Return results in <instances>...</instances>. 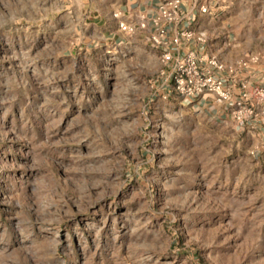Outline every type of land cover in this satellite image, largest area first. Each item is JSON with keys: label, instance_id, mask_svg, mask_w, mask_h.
I'll list each match as a JSON object with an SVG mask.
<instances>
[{"label": "rangeland", "instance_id": "rangeland-1", "mask_svg": "<svg viewBox=\"0 0 264 264\" xmlns=\"http://www.w3.org/2000/svg\"><path fill=\"white\" fill-rule=\"evenodd\" d=\"M117 7L0 0V264H264V113L176 92L93 24ZM213 9L232 82L264 86V0Z\"/></svg>", "mask_w": 264, "mask_h": 264}, {"label": "built area", "instance_id": "built-area-1", "mask_svg": "<svg viewBox=\"0 0 264 264\" xmlns=\"http://www.w3.org/2000/svg\"><path fill=\"white\" fill-rule=\"evenodd\" d=\"M180 5L181 0H162L158 13L150 20L154 27L150 36L151 41L155 46H164L162 60L170 66L169 77L174 89L191 99L211 94L218 103L229 104V113L234 120L255 128L259 114L264 113V86L252 87L248 81L238 84L213 71L211 67L232 71V67L219 61L216 56L204 57L193 49L183 55L175 54L181 38L193 36V32L188 29L173 35L168 33V23H175L180 19ZM207 8L203 6L202 10L207 11ZM140 25L145 26L146 22ZM119 26L128 34H132L139 25L121 21ZM198 39L204 40L202 35L198 36ZM235 85H238V94L234 92Z\"/></svg>", "mask_w": 264, "mask_h": 264}, {"label": "crops", "instance_id": "crops-1", "mask_svg": "<svg viewBox=\"0 0 264 264\" xmlns=\"http://www.w3.org/2000/svg\"><path fill=\"white\" fill-rule=\"evenodd\" d=\"M162 0H117V9H109L107 12L95 16L94 25L100 27L97 23L100 20L107 22L105 30L109 29L110 34L114 38L124 36V31L120 28L119 23L125 21L135 25H139L143 22L147 23L144 28H137L136 32H141L143 39L149 42L154 48L163 52L164 46H155L151 41V33L154 29L151 18L158 13V8ZM222 0H181L180 5V19L175 23H168L169 35L177 34L179 31L188 29L193 32V36L190 38L182 37L178 48L175 50V54L183 55L188 50L193 49L198 54L204 57L216 56L219 61H225L222 53L218 49H214L213 43L210 41V26L214 17V7L220 5ZM207 6L209 11H203L202 7ZM109 8V7H108ZM202 35L204 40L198 39V36ZM211 69L220 75L228 78L232 77L237 79L233 73H230L228 69L217 70L214 67ZM240 77V76H238ZM231 79V78H230ZM214 99L211 94H205L194 98L197 99Z\"/></svg>", "mask_w": 264, "mask_h": 264}]
</instances>
